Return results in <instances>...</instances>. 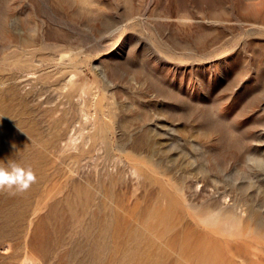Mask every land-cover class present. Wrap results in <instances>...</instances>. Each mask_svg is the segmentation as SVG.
Masks as SVG:
<instances>
[{"label":"rangeland","instance_id":"rangeland-1","mask_svg":"<svg viewBox=\"0 0 264 264\" xmlns=\"http://www.w3.org/2000/svg\"><path fill=\"white\" fill-rule=\"evenodd\" d=\"M0 264H264V0H0Z\"/></svg>","mask_w":264,"mask_h":264},{"label":"clouds","instance_id":"clouds-1","mask_svg":"<svg viewBox=\"0 0 264 264\" xmlns=\"http://www.w3.org/2000/svg\"><path fill=\"white\" fill-rule=\"evenodd\" d=\"M36 181L32 168L16 162L0 163V191H25Z\"/></svg>","mask_w":264,"mask_h":264}]
</instances>
